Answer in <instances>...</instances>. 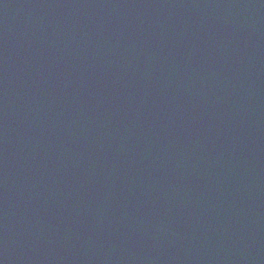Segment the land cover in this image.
I'll return each mask as SVG.
<instances>
[{"label": "water", "instance_id": "obj_1", "mask_svg": "<svg viewBox=\"0 0 264 264\" xmlns=\"http://www.w3.org/2000/svg\"><path fill=\"white\" fill-rule=\"evenodd\" d=\"M0 264H264V0H0Z\"/></svg>", "mask_w": 264, "mask_h": 264}]
</instances>
